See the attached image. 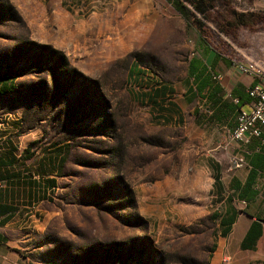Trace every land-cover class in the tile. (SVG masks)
Here are the masks:
<instances>
[{"label": "rangeland", "instance_id": "374dc122", "mask_svg": "<svg viewBox=\"0 0 264 264\" xmlns=\"http://www.w3.org/2000/svg\"><path fill=\"white\" fill-rule=\"evenodd\" d=\"M203 21L206 41L166 0H0V75L17 76L4 101L19 120L14 172L55 181L44 200L17 198L3 264H210L221 205L209 161L225 183L244 164L227 133L197 124L189 61L211 46L264 67V0H214ZM159 84L183 122L140 100Z\"/></svg>", "mask_w": 264, "mask_h": 264}, {"label": "crops", "instance_id": "0c3cea01", "mask_svg": "<svg viewBox=\"0 0 264 264\" xmlns=\"http://www.w3.org/2000/svg\"><path fill=\"white\" fill-rule=\"evenodd\" d=\"M203 62L211 67L210 73L206 74L204 71L193 85H187L183 93L184 98L190 102L196 99L199 103L193 110L198 125L205 126L210 123L222 136L228 134L235 155H240L237 159L244 164L242 168L235 169L225 183L221 178L220 163L209 161L213 178L211 194L221 205V210L211 215L216 221V227L213 232L214 245L210 251V264H221L222 259L226 260L224 264H264V222L257 221L264 220V144L256 138L242 144L234 141L229 135L237 118L234 103L237 100H247V90L253 79L250 75L238 72L232 61L213 50L205 53ZM216 75H219V78ZM132 76L136 78L135 74ZM16 79L14 74L0 75V264L10 257V252L6 250L10 239L5 228L20 212L17 198L21 192L25 194L26 200L34 196L44 200L48 198L46 192L50 193L55 188L53 178L47 177L51 174L41 177L37 175L34 180L14 172L19 164V147L14 142L12 133L16 131L19 120L11 108L5 107L4 101L15 93ZM171 93L173 90L169 85H149L140 100L144 95L143 99L145 102L149 101V108L156 120L183 122L181 105L172 99ZM240 107L245 108V105ZM62 154L63 150L58 148L57 168L61 167L59 160ZM12 157L17 161L11 162ZM41 168H46V164L38 165L37 171L42 173ZM249 188L256 190L257 194L242 197V190ZM253 222L260 223V232L256 239L254 236L257 228L253 227L248 233Z\"/></svg>", "mask_w": 264, "mask_h": 264}, {"label": "built area", "instance_id": "2783aa9c", "mask_svg": "<svg viewBox=\"0 0 264 264\" xmlns=\"http://www.w3.org/2000/svg\"><path fill=\"white\" fill-rule=\"evenodd\" d=\"M235 69L250 75L253 79L248 87L247 95L249 104L240 108L236 124L231 131V138L239 143L247 144L252 138L264 141V67L256 60H246L234 65ZM219 78V75H216ZM236 102V100H234ZM234 167L240 166V161L235 158Z\"/></svg>", "mask_w": 264, "mask_h": 264}, {"label": "trees", "instance_id": "16d2710c", "mask_svg": "<svg viewBox=\"0 0 264 264\" xmlns=\"http://www.w3.org/2000/svg\"><path fill=\"white\" fill-rule=\"evenodd\" d=\"M166 1L176 10V12L182 17V19L188 25H194V28H195L196 33H197V37L199 39H201L202 41H206L203 19L206 17L207 12L213 8V1L214 0H166ZM234 16L236 18H238L239 16H241V14L236 13V14H234ZM206 50H207L206 52L213 50L216 54L220 55V53L215 48H213L211 46H208V48ZM188 71H189V76L191 77V79L195 83V80L197 78H199L204 73V71L206 72V74H209L211 71V67L206 66L203 61L199 62L197 59H191L189 61ZM133 74L137 75V77H140L142 74V71L139 68L133 67L132 75ZM147 103H149V101ZM247 104H249L248 95H247V100H245L244 102H239V100H237V102L234 103V105L236 106L237 114L241 108L240 106L241 105H247ZM163 121H170V120L164 119ZM257 140L260 142L259 139H257ZM260 143L264 144V141L260 142ZM58 151H60V149ZM26 157H28V156H26ZM13 161H17V159L12 157L11 162H13ZM59 161H60V166H61L63 161H64L63 155L60 156ZM241 193H242L241 196L244 198L252 197V196L257 194L256 190H254L253 188H249V190L243 189ZM259 225H260V223L253 222L251 224L249 230H248V233H249V232H251V229L253 227L257 228L254 239H256L259 236V232H260ZM213 245L214 244L212 243V245L210 247V251H212Z\"/></svg>", "mask_w": 264, "mask_h": 264}, {"label": "water", "instance_id": "95a60500", "mask_svg": "<svg viewBox=\"0 0 264 264\" xmlns=\"http://www.w3.org/2000/svg\"><path fill=\"white\" fill-rule=\"evenodd\" d=\"M257 221H258V222H264V220H262V219H257Z\"/></svg>", "mask_w": 264, "mask_h": 264}]
</instances>
